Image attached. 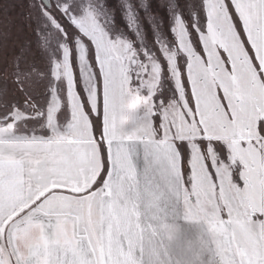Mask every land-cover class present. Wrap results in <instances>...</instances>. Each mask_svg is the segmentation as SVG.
<instances>
[{
    "label": "snow or ice",
    "instance_id": "snow-or-ice-1",
    "mask_svg": "<svg viewBox=\"0 0 264 264\" xmlns=\"http://www.w3.org/2000/svg\"><path fill=\"white\" fill-rule=\"evenodd\" d=\"M123 8L131 36L104 0L30 5L37 51L0 68V264H264V0L190 17L172 0L173 41ZM133 141L176 170L192 248L178 223H143Z\"/></svg>",
    "mask_w": 264,
    "mask_h": 264
},
{
    "label": "rangeland",
    "instance_id": "rangeland-1",
    "mask_svg": "<svg viewBox=\"0 0 264 264\" xmlns=\"http://www.w3.org/2000/svg\"><path fill=\"white\" fill-rule=\"evenodd\" d=\"M35 2L36 0H0V68H3L6 58L10 61L25 47H31L33 53L37 51L38 34L36 24L30 15V5ZM104 2L115 15L116 28L131 36L132 34L125 23V9L123 8L125 0H104ZM129 2L137 6L139 24L149 41L153 38L155 26L153 21L163 22L161 32L169 41H173L172 34L169 32L172 24L169 5L172 0H129ZM177 3L185 17H190L193 6H199L200 0H177ZM139 143L144 149L143 179L148 188L151 206L154 205L152 203L163 209L170 206L171 219L161 220L178 223L182 229L181 235L185 238V247L192 248L199 243V236L203 229L202 226L184 219V206L176 170L172 169L166 161L157 157L144 142L139 141ZM165 203L168 205L166 206ZM157 214L161 215V212H157L155 215ZM173 259L175 260V256ZM192 264H214V260L209 251L200 250L194 252Z\"/></svg>",
    "mask_w": 264,
    "mask_h": 264
},
{
    "label": "crops",
    "instance_id": "crops-1",
    "mask_svg": "<svg viewBox=\"0 0 264 264\" xmlns=\"http://www.w3.org/2000/svg\"><path fill=\"white\" fill-rule=\"evenodd\" d=\"M131 147L129 149V160L131 161L133 168V176L128 180L127 184L131 187V190L136 194L137 197V208L138 211L143 218V223H148L150 217H155L157 219H171V214L169 215L170 206H167L168 203H165L167 208H161L157 206L155 203H152L151 207L155 209V211L149 212V206L151 205V201L149 198L148 188L143 179V147L139 145V141L131 142ZM137 146V147H136ZM127 147V146H126ZM145 155V154H144ZM106 156V152H105ZM181 210V207H179ZM166 214H164L165 212ZM161 212V215H155L156 213Z\"/></svg>",
    "mask_w": 264,
    "mask_h": 264
}]
</instances>
